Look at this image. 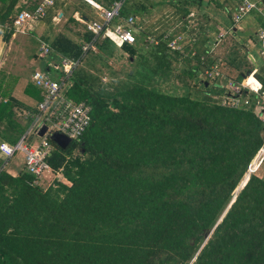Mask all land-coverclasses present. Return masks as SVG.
<instances>
[{"label":"trees","instance_id":"16d2710c","mask_svg":"<svg viewBox=\"0 0 264 264\" xmlns=\"http://www.w3.org/2000/svg\"><path fill=\"white\" fill-rule=\"evenodd\" d=\"M17 2L0 0V25H12ZM146 2L125 0L117 21L140 19ZM92 37L60 36L50 46L57 60H80L67 95L91 106L86 132L66 149L54 144L48 160L67 183L34 186L24 171L12 176L2 169L0 159V264H264V165L236 191L264 139L256 96L210 84L204 71L214 64L199 53L195 68L183 71L195 82L182 95L135 81L134 74H127L132 83L104 84L97 75L115 49L136 57L138 36L121 48L98 38L95 52L82 56ZM162 37L139 58L143 66L151 62L153 75L171 67L170 54L182 56ZM251 73L236 74L234 82ZM254 77L264 91V65ZM25 92L41 100L38 88ZM2 94L0 142L15 144L30 117L26 125L15 121L19 103ZM233 97L237 108L229 105Z\"/></svg>","mask_w":264,"mask_h":264},{"label":"crops","instance_id":"0c3cea01","mask_svg":"<svg viewBox=\"0 0 264 264\" xmlns=\"http://www.w3.org/2000/svg\"><path fill=\"white\" fill-rule=\"evenodd\" d=\"M42 0H18L14 10H13V19L23 11H32L34 10L38 4ZM53 5L47 8L45 16L36 22L27 23L23 30L15 31V28L12 25H0V86L1 82L6 81L7 79H12V84H3L1 88V94L4 93L9 95L15 101L19 103V105H13V112L17 110L27 111L26 116H29L28 110L26 107L35 110L37 101L25 91L28 85L34 86L31 81V75L35 70H41L48 72L53 79L60 78V62L61 59H55L50 54L46 57L39 56V47L41 42L47 43L51 46V43L56 41L60 36H65L72 41L80 42L83 41V33L88 32L84 25V21H99V12L92 7L87 0H52ZM92 1L104 8H108L114 1L118 0H89ZM200 1V0H198ZM202 1V0H201ZM216 4L217 11H213V22L207 23L204 27V31L202 32V36L205 35V45L201 49L197 48V43L193 42V49L190 52V56L200 54L201 58L205 57L212 60L213 66H218L219 64H226V68L222 70L217 68L216 70L212 69L210 72L204 71L206 76L211 77L210 80H215V86L223 87L229 86L235 81L236 74L240 72H246L248 70L257 71L264 65V57L260 55V47L259 41L257 37V33L259 28L264 23V0H247L251 3H255L259 9L253 10L252 19L254 23H250L248 26L242 27L240 24L247 13L239 23L234 24L232 18L235 14L236 8L239 4L242 3V0H213ZM111 2V3H110ZM104 3V4H103ZM148 3V4H147ZM145 4L146 11L140 15V19L135 18L134 28L136 30L141 29V25L139 26L140 20H145V13L150 8V3L147 1ZM200 6V4H197ZM181 11V10H180ZM185 12H188V15H192L194 12L188 9H183L182 18L187 17L183 16ZM129 16H133L129 14ZM134 17V16H133ZM175 17V18H174ZM177 15L171 16L167 12L164 14V19L161 21V25L158 24V29H166L170 23L176 21ZM178 21V20H177ZM115 23H118L116 20ZM147 24V29H155L151 20L145 21ZM196 25V24H195ZM192 31H197L195 27H193ZM219 30L215 38V30ZM183 33L185 32V28L182 29ZM90 33V32H89ZM183 33H178V37L180 38L179 43H183V41L188 40V37L184 38ZM193 35L190 41H197L198 35L196 32H191ZM162 35V34H160ZM191 35V37H192ZM222 35V36H221ZM148 36V35H147ZM221 36V37H220ZM226 36L232 37V41H236L237 52L239 49V54L235 53V56H230V53L225 51L222 57H217L219 54L220 41H225ZM149 37V36H148ZM164 37V35H163ZM100 38V41H104V38ZM165 39V38H164ZM146 40V39H145ZM147 41V40H146ZM150 41V40H149ZM157 41V40H151ZM82 43V42H81ZM258 53L261 61L258 63L254 56V51ZM179 52V50L175 51ZM181 53V52H180ZM182 55V54H181ZM238 57L236 60L234 57ZM182 56H179L175 61H181ZM174 60V59H173ZM234 60V61H233ZM195 61V60H193ZM49 64L53 70H49L45 67ZM193 67V64H192ZM191 67V69H192ZM195 68V67H193ZM213 68V67H212ZM45 69V70H44ZM211 74V75H210ZM250 74H245L244 78L249 76ZM243 78V79H244ZM235 85L238 83L234 82ZM233 85L231 86H234ZM248 83H255L254 80L248 79ZM229 84V85H228ZM262 85V84H261ZM35 87V86H34ZM229 88V87H228ZM227 88V89H228ZM230 90V89H229ZM264 92V91H263ZM3 95V94H2ZM257 98V106L264 104V99H261L256 94H254ZM1 98V96H0ZM6 101V98L3 99ZM1 103V102H0ZM35 104V105H34ZM34 105V106H33ZM33 106V107H32ZM2 142V141H1ZM5 142V141H4ZM2 160V159H1ZM16 160V159H13ZM12 160V161H13ZM11 161L6 165L7 172L16 176L20 172L24 171L23 163L21 165V171L17 172V174L13 175L16 169H12ZM9 166V169L8 167ZM12 169V170H11ZM12 173V174H11Z\"/></svg>","mask_w":264,"mask_h":264},{"label":"built area","instance_id":"2783aa9c","mask_svg":"<svg viewBox=\"0 0 264 264\" xmlns=\"http://www.w3.org/2000/svg\"><path fill=\"white\" fill-rule=\"evenodd\" d=\"M87 1L99 12L100 20L84 21L86 30L93 37L89 42L82 44V56L88 51H95V42L99 37L108 39L117 48H121L123 45L131 46L136 43V29L134 28L135 17L128 16L122 18L121 22L115 23L119 19L120 11L125 0L114 1L108 8H104L92 1ZM52 5V0H42L34 10L19 13L13 20L15 31L23 30L27 23L42 19L45 16L47 8ZM253 10L259 11L255 3L242 0V3L238 5L232 18L233 23H239L247 13ZM257 37L260 55L264 57V23L259 28ZM179 39V37L174 39L172 43L175 46L179 45V42H181L178 41ZM39 51L40 57H46L51 53V47L47 43L41 42ZM79 64V59H62L59 67L62 75L58 79H53L46 71L35 70L32 73L31 81L40 90L41 100L37 102L35 112L29 114V128L17 143L9 144L4 141L0 142V159L3 161L2 169L20 153L23 157L24 172L33 178L32 185L46 189L55 180L67 183L62 176L61 170H53L48 161L55 148L54 143L50 140V135L58 133L67 137L70 141H78L90 126L91 106L83 101L75 102L67 95L71 87L68 79L71 76L72 70ZM216 68V65L213 66L214 70ZM254 73L255 71L244 78L241 83L232 86V94L236 95L240 93L241 89H246L261 99H264L263 86L254 77ZM250 77L254 78L255 83H248ZM229 105L237 108L240 105L238 98H230ZM256 113L258 118L264 123V104L256 107ZM42 127H46V132L43 137H40L38 134ZM33 137H37L39 140L35 141ZM263 165L264 139L260 149L248 164L241 185L246 183L249 176L256 173ZM45 180L47 184H45Z\"/></svg>","mask_w":264,"mask_h":264},{"label":"rangeland","instance_id":"374dc122","mask_svg":"<svg viewBox=\"0 0 264 264\" xmlns=\"http://www.w3.org/2000/svg\"><path fill=\"white\" fill-rule=\"evenodd\" d=\"M150 3V8H148V11L145 13V20H140L139 26L141 29L136 34L138 36L137 41V47H139L138 55L134 58H129V56L125 53H123L119 49H115L113 56L108 60L109 67H104L102 70V75L99 74L97 77H101V80L104 84L109 83V81H114L118 85L119 83H132L134 80L127 79V74H134L135 75V81L141 80L142 83L150 85V87H154L157 90L172 94V95H182L185 94L184 91L191 90L193 87V84L195 80L191 79V82L189 83V80L187 78V74H184L183 71H187V69H190L192 67V64L194 63V55L192 54L190 56V52L193 49V42L197 43V48L201 49L205 45V35L202 36V32L204 31L205 25L207 23L213 22V11L217 8L216 4L213 0H202L200 3V6L196 3H193L192 0H147ZM104 4V3H103ZM148 4V3H147ZM145 4V5H147ZM183 9L193 11L194 13L192 15H189L187 17L182 18V11ZM181 10V11H180ZM217 11V10H215ZM214 11V13H215ZM173 15H177V19L175 22L170 23L169 26L166 27V29H158V24L161 23L162 19H164L165 13ZM254 12H250L247 16L244 17V19L241 22V26H248L250 23H254V20L252 19V15ZM175 18V17H174ZM151 20L153 26H155V29H147V24L145 21ZM178 20V21H177ZM196 24V25H195ZM161 25V24H160ZM195 27L197 31H192ZM186 29L183 33L182 29ZM191 32H196L198 35L197 41H190L191 38H193V35L190 34ZM178 33H183L184 38L188 37V40H184L183 43H179V45H174L172 41L178 36ZM215 38L217 34L219 33V30H215ZM160 34L164 35L162 37L163 41L167 44V47L171 51H177L173 49H179V53L182 54L181 61H175V59H178L172 54H170L172 59L170 61L171 67L169 69L161 68L159 69L158 73L156 75H153V73L150 71L149 66L150 63L146 66H143V63H145V60L142 61V59H139L140 56L147 57V51L151 48L152 45H156L157 43L155 41L156 37ZM149 37H148V36ZM192 35V37H191ZM165 38V39H164ZM147 41H146V40ZM190 39V40H189ZM218 39V37L216 38ZM232 37L226 36L225 41H220L219 51L217 53L219 54L217 57L221 58L222 54L224 55L225 51L230 53V56H235V52L239 54V49L237 52L238 46H236V41L231 40ZM150 40V41H149ZM172 49H171V48ZM254 51V50H253ZM95 52V51H93ZM254 56L256 61L259 63L261 61L260 57L258 56V53H256V50L254 51ZM112 71H115L116 76L114 78H110V73ZM114 79V80H113ZM184 79V81H183ZM251 80H254L253 77H250ZM187 82V85L184 84V82ZM113 82V83H114ZM208 82L211 84L214 82V80H208ZM255 82V81H254ZM1 82L0 91L3 84H12V79H7L6 81ZM234 83V82H233ZM227 86L228 89L231 90V85ZM239 84V83H238ZM235 85V83H234ZM187 87V89H185ZM195 88V86H194ZM197 88V87H196ZM232 91V90H231ZM0 102H4V97L0 92ZM35 105V104H34ZM33 105V106H34ZM32 106V107H33ZM27 111L24 110H17L14 112V120L17 121L21 125H26L27 118L25 117ZM30 125V124H29ZM29 125H27V129L29 128ZM27 131V130H26ZM25 131V132H26ZM33 140L38 141L39 139L37 137H33ZM16 160H11V166L12 169H16V172L14 171L13 175L17 174V172L21 171L20 167L23 163V157L20 153H18L15 158ZM9 166L8 169H9ZM11 169V170H12ZM12 174V173H11ZM242 183V182H241ZM45 184H47L45 180ZM241 185L237 188L240 189ZM236 189V191H238ZM235 191V192H236Z\"/></svg>","mask_w":264,"mask_h":264},{"label":"water","instance_id":"95a60500","mask_svg":"<svg viewBox=\"0 0 264 264\" xmlns=\"http://www.w3.org/2000/svg\"><path fill=\"white\" fill-rule=\"evenodd\" d=\"M248 75V74H247ZM45 132H46V127H42L41 128V130L39 131V136L40 137H43V135L45 134ZM50 140L57 146V147H59V148H61V149H66L68 146H69V144H70V140L67 138V137H65V136H63V135H61V134H58V133H53V134H51L50 135ZM245 184V183H244ZM244 184L243 185H241V187L240 188H242L243 186H244ZM238 190V189H237Z\"/></svg>","mask_w":264,"mask_h":264}]
</instances>
